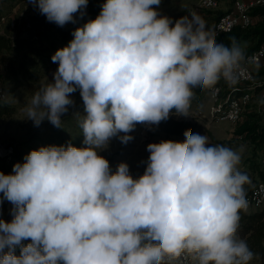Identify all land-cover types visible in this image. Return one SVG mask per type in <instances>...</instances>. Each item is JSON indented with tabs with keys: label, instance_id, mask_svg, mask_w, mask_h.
<instances>
[{
	"label": "clouds",
	"instance_id": "1",
	"mask_svg": "<svg viewBox=\"0 0 264 264\" xmlns=\"http://www.w3.org/2000/svg\"><path fill=\"white\" fill-rule=\"evenodd\" d=\"M63 27L88 0H29ZM161 0H106L51 60L52 82L23 109L39 127L83 101L82 147L31 150L11 174L0 172V264H251L237 233L248 208L242 150L213 144L192 129L183 141L149 143L142 175L100 155L113 138L127 144L137 124L191 116L194 89L235 83L241 48L219 43L196 13L161 15ZM155 6V7H154ZM83 16V12H81ZM24 241H30L25 244ZM19 255H16V249Z\"/></svg>",
	"mask_w": 264,
	"mask_h": 264
},
{
	"label": "rangeland",
	"instance_id": "2",
	"mask_svg": "<svg viewBox=\"0 0 264 264\" xmlns=\"http://www.w3.org/2000/svg\"><path fill=\"white\" fill-rule=\"evenodd\" d=\"M19 0H0V13L14 14L12 12L14 6ZM198 0H161V4L158 11L161 15H165L171 18L180 17L190 6L194 5ZM224 1V0H220ZM33 5L28 3L25 8V13L29 14L33 10ZM155 7V6H154ZM23 5L21 9L23 10ZM19 10V12H20ZM19 12H15L14 16L18 17ZM205 15L211 16L213 11L201 12ZM211 18V17H210ZM205 20V19H204ZM206 21V20H205ZM45 26L44 28H46ZM46 31V30H45ZM20 37L26 38L34 47L45 50L46 56H49L47 60V72L46 75L37 79L35 83H27L26 81L10 80L6 77L3 79V83L6 85L8 92V99L4 103L13 108V113L10 116H6L0 119V143L1 144H14L15 150L13 154H6L0 157V172L4 174H11L13 165L20 162L23 163V158L31 150L38 149L41 146L47 145H66L71 142L76 147H82L83 136L81 135V129L78 126L80 115L83 114V101L79 94V90L71 95V98L75 101V106L70 107L68 113L62 117V128H56L47 120L42 122L39 127L34 126L31 120L25 119V113L23 109L30 101L34 91L38 90L46 83L52 82L53 73L58 68L57 63H53L51 60L52 55L60 49L65 47L58 37L52 33L44 34L34 38V30H22L19 33ZM221 97L226 94V86H223ZM264 93V92H262ZM261 93V94H262ZM264 100V97L258 95L254 96L252 107L255 108L257 104H260ZM216 107V103L210 98L208 92L204 95L194 96L191 103V116L183 117L176 116L174 113L172 116L176 119L197 121L201 124L203 130H209L216 139L227 140L230 143L231 148L242 150L241 163L238 167L243 166L245 155L249 153V137L247 131H242L246 122L247 114L244 113L242 118L237 122L218 121L214 122L212 119L213 108ZM260 118L258 122L264 124V110L255 108L253 111ZM261 129V128H260ZM258 129L257 132H261ZM201 135L203 131H194ZM241 132V133H238ZM133 139L127 144L120 142L118 138H113L108 146L100 151V155L109 161L112 172H115L117 165L121 162H126L129 165L130 174L135 178L142 175L146 168V162L149 156V152L146 150L149 143H154L155 140H168L165 133L162 132L157 125H144L137 124L135 130L130 133ZM2 195V194H0ZM248 211H252V208H247ZM6 212V200L0 204V219H5ZM30 241H24L25 244ZM16 255H19V249H16ZM251 264H260L259 261L253 259Z\"/></svg>",
	"mask_w": 264,
	"mask_h": 264
},
{
	"label": "trees",
	"instance_id": "3",
	"mask_svg": "<svg viewBox=\"0 0 264 264\" xmlns=\"http://www.w3.org/2000/svg\"><path fill=\"white\" fill-rule=\"evenodd\" d=\"M105 2L106 0H88L87 7L74 14L76 22H69L63 27L58 26L54 22H49L37 7H33L32 12L27 15L26 22L31 24V29L34 30L36 37L43 34L47 36L48 33H52L59 38L64 46H67L73 39L72 33L74 30L77 27L83 26L89 20L95 19L101 11L102 4ZM81 12H83V16H81ZM252 15L262 18L256 19L252 26L247 29L234 28L231 32L217 38V41L229 47L233 43H236L240 48H243V56L251 52L264 39V5L253 8ZM210 25L211 23L207 27ZM45 26L47 27L44 28ZM19 33L20 31L14 39L0 35V63L4 64L5 68V73L0 76V82L2 83V80L7 77L10 80L26 81L31 84L46 75L49 56H46L45 50L34 47L26 38L20 37ZM255 75L257 78L264 77V69L256 71ZM220 84L228 87L227 84L220 81L216 85ZM209 90H202L197 87L193 90L194 96L204 95ZM234 94L236 95L237 92H234ZM12 113L13 108L4 103V101H0V119L10 116ZM246 114L247 120L241 132L247 131L249 153L245 155V162L243 166L239 167V170L250 179V183L245 185L247 196L256 179L264 177V172H262L259 162V151L261 143L264 141V132H262L264 124L261 125L258 122L260 119L259 115L254 113L253 110L246 112ZM157 127L165 133L168 140L183 141L185 139V130L192 129L193 131H203L213 144H223L231 147L227 140L216 139L209 130H203L201 124L197 121L176 119L170 115L168 120L160 122ZM258 129L261 132H257ZM158 142L160 140L154 141V143ZM252 209V211L246 210L241 212L240 227L237 235L248 243L250 249L255 253L254 259L259 261L260 264H264V206Z\"/></svg>",
	"mask_w": 264,
	"mask_h": 264
},
{
	"label": "built area",
	"instance_id": "4",
	"mask_svg": "<svg viewBox=\"0 0 264 264\" xmlns=\"http://www.w3.org/2000/svg\"><path fill=\"white\" fill-rule=\"evenodd\" d=\"M29 0H19L14 6L12 12H19L21 5L23 10H20L18 17L14 14L0 13V35H4L14 39L17 33L22 30H29L32 28L29 22H26L28 14L25 13V8ZM264 5V0H232L229 9L219 13L208 27L216 34V39L220 36L231 32L234 28L239 27L247 29L255 22L256 19L262 17L252 15V9ZM220 7L219 0H198L194 5L187 8L182 16L196 13L202 18L203 11H215ZM181 16V17H182ZM173 18V20L178 19ZM208 25V23H206ZM34 38H37L33 35ZM264 69V39L251 52L243 56L237 70V79L235 83L228 84L223 79L220 82L227 84L226 94L221 97L224 90L223 85H216L208 91L210 98L216 103L213 108L212 119L214 122L218 121H239L243 114L255 108L264 110V100L257 104L255 108L252 107L254 96L260 93L264 97V77L257 78L256 71ZM5 73L4 64L0 63V76ZM234 92H237L235 95ZM262 93V94H261ZM8 99V92L6 85L0 82V101ZM264 132V130H262ZM15 150L14 144L0 143V157L6 154H13ZM259 162L262 172H264V141L261 143L259 151ZM248 201V208H257L264 206V177L256 179L250 193L246 196ZM13 205L6 200L7 216L5 221L12 220L11 209Z\"/></svg>",
	"mask_w": 264,
	"mask_h": 264
},
{
	"label": "crops",
	"instance_id": "5",
	"mask_svg": "<svg viewBox=\"0 0 264 264\" xmlns=\"http://www.w3.org/2000/svg\"><path fill=\"white\" fill-rule=\"evenodd\" d=\"M220 1V0H219ZM196 3V2H195ZM194 3V4H195ZM231 4H232V0H224L223 2L222 1H220V7H219V9L218 10H215V11H213V13L211 14V16H209V15H205L204 17H203V19H205L206 20V23H211L213 20H214V18H215V16L218 14V12H222V11H224V10H227V9H229L230 8V6H231ZM218 11V12H217ZM183 15V14H182ZM181 15V16H182ZM180 16V17H181ZM211 17V18H210ZM243 44V43H242ZM243 48H241V50H242ZM254 107V106H253Z\"/></svg>",
	"mask_w": 264,
	"mask_h": 264
}]
</instances>
